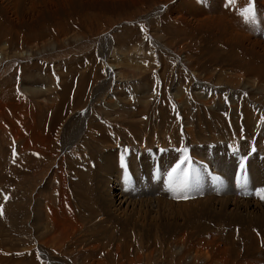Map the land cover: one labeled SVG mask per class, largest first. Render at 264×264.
Returning <instances> with one entry per match:
<instances>
[{
    "label": "rangeland",
    "instance_id": "1",
    "mask_svg": "<svg viewBox=\"0 0 264 264\" xmlns=\"http://www.w3.org/2000/svg\"><path fill=\"white\" fill-rule=\"evenodd\" d=\"M248 3L0 0V264H264V202L231 184L240 161L245 184L264 172V0L254 24ZM202 164L222 184L185 194Z\"/></svg>",
    "mask_w": 264,
    "mask_h": 264
},
{
    "label": "bare ground",
    "instance_id": "2",
    "mask_svg": "<svg viewBox=\"0 0 264 264\" xmlns=\"http://www.w3.org/2000/svg\"><path fill=\"white\" fill-rule=\"evenodd\" d=\"M50 50H54V47H53V45H51L50 46ZM55 51V50H54ZM1 52V51H0ZM31 52H32V50H30V49H26L25 51H23V52H19L17 55H18V57H20V58H24V57H30L31 56ZM44 51H43V49L42 50H40L39 52H37V54L39 55V54H42ZM29 53V54H28ZM0 55H2V52L0 53ZM114 55V54H113ZM112 56V55H111ZM116 56V55H115ZM119 56H117V57H110L108 60H107V63H106V67H108V68H112L113 70L116 68V67H114V65H113V63L115 64L116 62H119L118 61V58ZM5 60V56H0V61L1 62H3ZM233 63V62H232ZM231 63V64H232ZM117 73V76L116 77H118L119 78V73L118 72H116ZM122 76V75H121ZM121 79V78H120ZM123 80V79H122ZM248 80H249V78H248ZM34 81V80H33ZM199 81V80H198ZM252 81H254V80H252ZM116 82H119V81H116ZM229 82V81H228ZM256 82V81H255ZM199 83V82H198ZM250 83V82H249ZM248 83V84H249ZM253 83V82H252ZM70 84V83H69ZM247 84V82L245 81V82H243V85H244V87L245 86H247L248 85ZM196 85V84H195ZM255 85H257L256 83H255ZM250 86V85H249ZM26 88H22L21 89V92L22 93H24V92H29V93H33V94H36V92L37 91H40L41 92V89H39L38 87L37 88H32V89H30V88H28L27 86H25ZM193 89V88H192ZM246 89V88H245ZM249 89V88H248ZM255 89H258L257 87H255ZM45 92V91H44ZM64 92H66V87H62L61 89H60V94H62V95H64ZM68 92V91H67ZM81 92V91H80ZM208 92V91H207ZM82 94V93H81ZM51 95V94H50ZM62 95H61V98H62ZM3 96H4V94H3ZM193 96H194V94H193ZM257 96V95H256ZM195 97V96H194ZM202 98V97H201ZM64 99V98H63ZM256 100H257V97L255 98ZM66 100V99H65ZM54 102V101H53ZM196 102V101H195ZM253 103L255 104V102L253 101ZM59 104V103H58ZM58 104H57V106H58ZM197 104V103H196ZM56 106V105H55ZM57 106H56V108H57ZM194 106V105H193ZM255 106H257V107H259L257 104H255ZM60 107H62V105L60 106ZM59 107V108H60ZM210 108V107H209ZM48 111H54V114H53V118H54V120H52L50 123H53V122H56V121H59L60 122V120L61 119H58L57 117H59L60 115H61V113H60V111H59V109H56V110H54V108H50ZM62 116V115H61ZM190 116H192V115H190ZM237 116V115H236ZM56 118V119H55ZM62 118V117H61ZM194 120V119H193ZM193 122V121H192ZM237 123V122H236ZM42 124H44V123H42ZM40 126H41V123H40ZM246 126V125H245ZM44 127V126H43ZM51 127V126H50ZM255 127H257V126H255ZM261 127V126H260ZM51 128H54V127H51ZM250 128V127H249ZM263 128V127H262ZM44 129V128H43ZM238 129V128H237ZM251 129V131H252V129L253 128H250ZM249 129V130H250ZM264 129V128H263ZM45 130V129H44ZM44 130H42V132L44 131ZM212 132V131H211ZM257 132L258 133H261V129L258 127L257 128ZM256 132V133H257ZM47 133V132H46ZM45 133V134H46ZM183 133V132H182ZM216 133V132H215ZM214 133V134H215ZM255 133V134H256ZM110 134V133H109ZM205 134V133H204ZM213 134V133H212ZM90 135H92V134H90ZM106 135V134H105ZM180 135V134H179ZM207 135V134H206ZM209 135H211V134H209ZM216 135H218V133L216 134ZM93 136V135H92ZM263 136H264V134H263ZM97 137V136H96ZM179 137H182V136H179ZM215 137V136H214ZM208 138H211V137H208ZM48 139V137L45 139V140H47ZM94 139V138H93ZM99 139V138H98ZM97 139V140H98ZM101 139V138H100ZM216 139H218V138H216ZM228 139V138H227ZM178 140H180V139H178ZM198 140V139H197ZM203 140V139H202ZM206 140V139H205ZM204 140V141H205ZM243 140V139H242ZM221 141V140H220ZM148 142V141H147ZM181 142H182V140H181ZM202 142V141H201ZM209 142V141H208ZM211 142H213V141H211ZM261 142V141H260ZM73 143V142H72ZM101 143V142H100ZM118 143V142H117ZM137 143H139V142H137ZM144 143V142H143ZM192 143V142H191ZM195 143V142H194ZM196 143H197V141H196ZM207 143V142H206ZM23 144L24 145H27V144H29V141L28 140H26L25 138L23 139ZM113 144V143H112ZM145 144L147 145V146H149V147H151L152 146V144H151V146L149 145V144H147L146 142H145ZM156 144V143H155ZM175 144V143H174ZM184 144V141H183V143H182V145ZM189 144V143H188ZM198 145H199V142L197 143ZM201 144V143H200ZM203 144V143H202ZM261 144V143H260ZM259 144V145H260ZM117 145H119V144H117ZM140 145V144H139ZM143 145V144H142ZM159 145V144H158ZM164 145V144H163ZM247 145V144H246ZM75 146V145H74ZM101 147L103 146V145H100ZM146 146V147H147ZM164 146H167V145H164ZM164 146H162V147H164ZM189 146V145H188ZM190 146H191V144H190ZM192 146H193V143H192ZM26 147V146H25ZM141 147V146H140ZM149 147H147V148H149ZM153 147V146H152ZM154 147H157L156 145L154 146ZM180 147V146H179ZM185 147V146H184ZM99 148V147H98ZM97 148V149H98ZM107 148V147H106ZM142 148V147H141ZM131 149V148H130ZM179 149V148H178ZM99 150H101L102 151V149H99ZM144 150V149H143ZM165 150V149H164ZM235 150H236V147H235ZM76 152H78V151H76ZM201 152V151H200ZM73 153H75V152H73ZM102 153V152H101ZM74 156H75V154H73ZM102 156V155H101ZM85 157V156H84ZM223 157V156H222ZM100 158V157H99ZM194 158V157H193ZM76 159V158H75ZM184 159V158H183ZM256 159H260V158H256ZM107 160V159H106ZM109 161V160H108ZM80 162V161H79ZM208 162V161H207ZM25 163V162H24ZM77 163V162H76ZM209 163V162H208ZM231 163V162H230ZM99 164V163H98ZM210 164V163H209ZM82 165V164H81ZM235 166H236V163H235ZM235 166H234V168H235ZM102 167V166H101ZM246 167V166H245ZM247 168V167H246ZM98 169V168H97ZM100 170V169H99ZM235 170V169H234ZM72 171H74V170H72ZM74 172H76V171H74ZM75 174H77V173H75ZM262 174H263V177L260 179V182H259V184L257 185V186H255V187H253L251 184H249V180H248V183L247 184H243V186H242V189H244L245 187H251V189L253 190L252 191V193H251V195H248V196H244V195H240V196H242V197H248L247 199H251L252 201H255V202H258L259 203V200L261 199V197H260V195H257V193H255L256 191L259 193L261 190H264V172H263V168H262ZM81 176L80 177V181L79 182H82V181H84V178H82V176H83V174H81V173H78V176ZM106 176V175H105ZM102 178V177H101ZM99 180H100V178H99ZM146 180V179H145ZM107 181H108V179H107ZM111 181V180H110ZM223 181V180H222ZM101 182V181H100ZM101 184V183H100ZM103 185V184H102ZM104 185H106V184H104ZM151 186V185H150ZM100 187V186H99ZM107 187H108V184H107ZM105 188H103V190H104ZM73 190V189H72ZM23 191V190H22ZM116 191H118V189H116ZM63 192V191H62ZM108 192V191H107ZM21 193V192H20ZM121 193V192H120ZM28 194V193H27ZM107 194V193H106ZM109 194V193H108ZM107 194V195H108ZM212 194V193H211ZM207 195V194H206ZM210 195V194H209ZM223 195V194H222ZM64 196V195H63ZM78 196V195H77ZM126 196V195H125ZM66 197V196H65ZM109 197V196H108ZM205 197H208V196H205ZM204 197V198H205ZM226 197V196H225ZM232 197V196H231ZM63 198V197H62ZM111 198V197H110ZM116 198H120V197H118V195H116ZM125 198V197H124ZM128 198V197H127ZM156 198V197H155ZM227 198V197H226ZM226 198H224V199H226ZM233 198V197H232ZM54 199V198H53ZM113 199V198H112ZM146 199V198H145ZM235 199V198H234ZM236 199H237V197H236ZM243 199V198H242ZM107 200H108V198H107ZM155 200V199H154ZM198 200H200V199H198ZM205 200V199H204ZM203 200V201H204ZM212 200H214V199H212ZM240 200V199H239ZM55 201H56V199H55ZM59 201V200H58ZM111 201V200H110ZM113 201V200H112ZM139 201V200H138ZM144 201V200H143ZM148 201V200H147ZM146 201V202H147ZM171 201V200H170ZM217 201V200H216ZM236 201V200H235ZM250 201V200H249ZM67 202V201H66ZM120 202V201H119ZM132 202V201H131ZM189 202V201H188ZM206 202V201H205ZM233 202V201H232ZM261 202H264V199H261ZM25 203V202H24ZM115 203V202H114ZM113 203V204H114ZM122 203V202H121ZM173 203V202H172ZM187 203V202H186ZM200 203V202H199ZM214 203H216V202H214ZM217 203H220V205L222 204L223 205V202L221 203V202H217ZM216 203V204H217ZM226 203V202H225ZM230 203V202H229ZM257 203V204H258ZM55 204V203H54ZM62 201H60L58 204H57V207H56V209H58L59 210V212H60V217H63L62 215L63 214H66V213H62L63 211V209L62 208H65V210L69 213V208L65 205V203H64V205L62 206ZM109 204V203H108ZM118 204V203H117ZM244 204V203H243ZM262 204V203H261ZM15 205V204H14ZM18 205V204H17ZM56 205V204H55ZM110 205H111V203H110ZM121 205V204H120ZM122 205H123V203H122ZM121 205V206H122ZM131 205V204H130ZM172 205V204H171ZM210 204H208L207 206H209ZM225 205V204H224ZM234 205V204H233ZM176 206V205H175ZM195 206V205H194ZM219 206V205H218ZM227 206V205H226ZM229 206V205H228ZM235 207H236V205H234ZM248 206V205H247ZM14 207V206H13ZM112 207H113V205H112ZM118 207V206H117ZM130 207V206H129ZM134 207V206H133ZM202 207V206H201ZM220 207V206H219ZM230 207V206H229ZM233 207V206H232ZM234 207V208H235ZM263 207V206H262ZM109 208H111V207H109ZM115 208V207H114ZM120 208V207H119ZM180 208V207H179ZM246 208V207H245ZM104 209V208H103ZM116 209V208H115ZM213 209V208H212ZM231 209V208H230ZM249 209V208H248ZM1 210V209H0ZM53 210V209H52ZM201 210V209H200ZM208 210V209H207ZM235 210H236V208H235ZM252 210H254V209H252ZM106 211V210H105ZM113 211V210H112ZM117 211V210H116ZM116 211H114V212H116ZM229 211V210H228ZM15 212V211H14ZM209 212V211H208ZM237 212V211H236ZM113 213V212H112ZM210 213V212H209ZM228 213H230L231 214V212H228ZM233 213H235L234 212V210H233ZM121 214H123V213H121L120 211H119V213H116V215H121ZM196 214H197V212H196ZM201 214V213H200ZM57 215V214H56ZM67 215V214H66ZM235 216H236V214H234ZM239 215V214H238ZM237 215V216H238ZM59 216V215H58ZM1 217V216H0ZM49 217H51V219L53 220V222L54 223H52V224H56V225H59L60 224V222H62L64 225L66 224V223H64V222H67V221H65V220H63V221H59V220H62L61 218L59 219L58 217V220H57V218H55V216H54V212L52 211V212H50V215H49ZM260 217V216H259ZM66 218V217H65ZM113 218H115V217H113ZM131 218V217H130ZM57 221H56V220ZM68 219V218H67ZM264 221V220H263ZM44 222V221H43ZM232 224V223H231ZM44 225V224H43ZM78 225V224H77ZM60 226V225H59ZM73 226H75L74 224H73ZM73 226H70L71 228L73 227ZM51 227V226H50ZM49 227V228H50ZM78 228V227H77ZM77 228H75V229H77ZM59 229V228H58ZM61 229H62V227H61ZM47 230V229H46ZM51 230V229H50ZM73 230V229H72ZM53 231V230H52ZM60 231V230H59ZM47 234V233H46ZM51 234V233H50ZM55 234H56V236H54V237H52V238H49L50 239V243H49V241H45V240H47V238H45L44 239V242H46V243H49L51 246L53 245L54 247L56 246V248H61V247H63L64 245H63V239H64V236L62 237H60V234L59 233H57L56 231H55ZM73 234V233H72ZM71 234V235H72ZM49 236V235H48ZM52 236H53V234H52ZM1 237V236H0ZM63 238V239H62ZM52 243V244H51ZM22 244V243H21ZM139 244V243H138ZM145 244V243H144ZM176 244V243H175ZM26 245V244H25ZM44 245H46V244H44ZM21 246H23V245H21ZM174 246V245H173ZM177 246V245H176ZM2 247V246H1ZM160 247H162L161 245H160ZM15 248V247H14ZM25 248V247H24ZM55 248V249H56ZM64 248V247H63ZM180 248V247H179ZM12 249V248H11ZM33 249V248H32ZM31 249V250H32ZM62 249V248H61ZM162 249V248H161ZM30 250V249H29ZM60 250V249H59ZM174 250H176V249H174ZM159 251H161V250H159ZM202 251V250H201ZM191 253V252H190ZM124 254V253H123ZM127 254V253H126ZM178 254V253H177ZM193 254V256H195V257H193V258H199L201 255L199 254V253H192ZM202 254H203V252H202ZM210 254V253H209ZM204 255V254H203ZM202 255V256H203ZM183 256H185V255H183ZM152 256H149V258H151ZM169 257V256H168ZM206 257V256H205ZM208 257V256H207ZM206 257V258H207ZM153 259V258H152ZM159 259V258H158ZM186 260H187V257H186ZM198 260V259H197ZM156 261V260H155ZM200 261V260H199ZM157 262V261H156ZM159 262H161V261H159ZM186 262V261H185ZM197 262V261H196ZM191 263V262H190ZM202 263V262H201ZM211 263V262H210ZM209 263V264H210ZM199 264V263H198Z\"/></svg>",
    "mask_w": 264,
    "mask_h": 264
},
{
    "label": "snow or ice",
    "instance_id": "3",
    "mask_svg": "<svg viewBox=\"0 0 264 264\" xmlns=\"http://www.w3.org/2000/svg\"><path fill=\"white\" fill-rule=\"evenodd\" d=\"M235 0H229V4L234 3ZM240 15L244 19L246 23L254 24L256 22V12L254 5L252 3V0H249V3L240 10ZM185 160H187V157H185ZM185 161H181V164H183ZM181 164H178L176 168L173 169V173H170V179L172 178L173 174L177 172L178 169L181 168ZM243 167V165H241ZM188 173H185V176H187ZM181 187L186 188L187 187V181H181ZM258 195H260L261 199H264V190H261ZM186 198V197H185ZM5 199H7V196H5Z\"/></svg>",
    "mask_w": 264,
    "mask_h": 264
}]
</instances>
